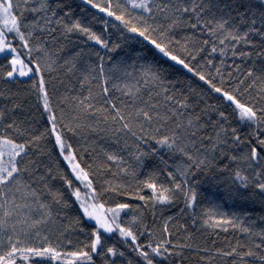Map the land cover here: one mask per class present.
<instances>
[{
	"label": "snow or ice",
	"instance_id": "1",
	"mask_svg": "<svg viewBox=\"0 0 264 264\" xmlns=\"http://www.w3.org/2000/svg\"><path fill=\"white\" fill-rule=\"evenodd\" d=\"M83 3L91 5L92 8L99 9L100 12L106 13L108 17H114L129 32L137 33L140 37H143L155 50H158L162 57L175 62L176 65L182 66L188 72H194V69L189 63L185 62V59L173 54L170 47L172 43L180 44V41H174L169 36V33L177 28L192 30L190 35L184 37L187 43L199 42L203 45H208L209 40L200 41L197 33L207 34L217 37L221 45H224L226 41H234L235 43L232 44L231 48L234 57L242 60H251L254 56L257 59H264V47L257 46L249 39L250 36H258L264 40V0H258L257 3H253L252 0H102L101 3H96L94 0H83ZM128 5L132 9H139L143 13L148 14L147 19L143 15L134 17L141 26L138 27L137 24H133L132 19L125 18V13L128 12ZM14 7L16 11L13 10ZM57 8H63V5L57 3L53 7L50 0H17L15 5L13 4V0H0V56H4L9 61L10 68L6 72V75H4V79L15 80L17 76H27L28 73L33 71V68L25 64L21 58V53L9 40L8 34L10 33L19 38L22 42L21 47L27 49L29 63L35 65L37 73L41 71V65L31 59V53L34 50L41 52L49 61H51V56L48 54V49L44 47L43 43H39L33 49L29 46V41L34 36L37 40H40V37L35 35L37 32H46L53 40H56L57 37L52 36V34L57 29L50 27L53 23L60 26L62 29L60 35L64 39H68L72 33H80L109 52H115L120 47L119 44L110 46L107 40L92 32L89 27L81 24L79 20L65 22L64 16L70 17L71 11H66L64 12V16L53 20L52 18L57 16ZM25 12L42 15H39L38 19H34L31 22H25ZM157 17L162 19L164 23H148V20L155 21ZM234 22L246 26L245 30L241 32L237 23ZM104 24L106 28L109 26L107 21H104ZM111 26L115 27V25ZM22 29H28V31L26 32ZM153 33L157 34V38H153ZM221 35L222 38H220ZM187 43L182 46L183 50L189 57L195 59V55L188 50ZM240 45L252 50L246 51L241 48L238 51L237 49ZM59 50L63 51V46ZM217 50V47L213 43L211 51L215 53ZM199 51H203V48L201 47ZM219 51L225 54V48H220ZM55 54L53 53V55ZM95 55L101 61L97 67L99 68L100 75L103 76V61L105 58L100 56L99 53H95ZM80 56L81 52H77L64 60L69 73H72L76 68L77 60ZM108 59L111 60L112 58L108 57ZM137 59H143V56L137 54ZM54 62L51 61V63ZM51 63H48L47 67L51 68ZM208 63L211 64V61L209 60ZM140 67V78L131 86L125 84L120 89L116 84L109 86L108 79H104L101 84L103 92L102 100L103 104L107 105V107H96L91 103L93 98L91 90H89V95L83 99L75 97L74 99L77 101L75 107L80 115L74 119L86 120L89 116L96 118L95 124H77L76 126L87 127L97 134L111 132L113 135L125 133L126 135L137 136V131H134V129H138L140 132L138 139L141 140L145 139L146 123L152 124L154 121L157 123L162 121L163 123H160V126L156 128V132L158 133L165 125L171 124L167 134L161 135L159 139L156 136H151L150 138L156 140V143L160 147H166L170 152L178 153L181 157L185 158L186 162L176 167L175 173L173 171L167 172V175L172 178L173 186L171 188L164 187L163 185L158 187L156 183L147 184V187L152 190L154 203L171 205L177 196H182L185 207L192 208L197 201V192L189 183V177L195 176L197 171L214 166L213 161L217 156L221 159L227 157L230 162L246 163L249 168L261 166V163L264 162V107L258 108L254 103H242L236 95L230 94L223 87H218L213 82L215 77H212L211 74L205 76L200 72H195L194 74L199 77V80L207 84L212 91L220 93L222 98L234 105L238 112L239 121L242 123L246 122L253 128L250 138L242 139L235 128H226L224 123H221V121L225 123L228 121L225 114L219 112V120L212 124L214 132L208 134L206 132L208 124L202 122L201 115L188 111L193 107L189 104L188 98L176 99L175 94H170L169 89L164 87L167 69L162 65L157 67L152 64L140 65ZM92 71H95V69L93 68ZM215 71L217 75L222 76L219 68ZM237 71H239L238 66ZM126 74L132 75L130 72ZM251 76H253V71L249 69L245 79ZM256 79H261V77H257ZM84 80L87 81L88 77L85 76ZM39 83L43 108L50 114L49 120L52 121L51 132L54 133L55 144L58 146L59 154L67 162L75 179L82 182L84 188L91 190L82 194L81 189L75 187L71 179H67L66 176L61 177L70 190L71 195L79 203L82 214L88 220L95 221V229L91 233V242L85 245L88 251L80 250L67 253L66 255L73 257L74 261H83L84 264H95L93 260L94 256L100 258L101 264H118V260H123L124 264H133V259L138 261V264H154L157 257L162 261H166L172 255L166 246L170 243L169 241H162L156 244L151 242L142 244L138 242V235L133 230V227L122 226V223L119 222L121 211L130 209L132 207L130 204L120 203L115 208L107 209V213H111V216L102 211L104 205L96 202L97 193L91 179H89V173L81 167L75 152L72 151L71 144H68L62 138L61 131L57 127L56 116L52 114L48 94L44 90L42 76ZM254 83L255 80L253 81ZM113 89L121 91L130 100H121L120 105H118L108 95L110 90ZM153 89L158 90L153 92ZM144 91L148 92L147 100L141 94ZM236 91L238 92L239 89H236ZM261 91H264V89H261ZM161 93L164 94V107L167 108V111L164 113L157 110L160 108L159 103L151 102L153 95L160 96ZM2 95L3 93L0 92V96ZM167 102H171L172 107H168ZM14 107L19 108L20 105L16 104ZM208 111V108L202 109L204 113ZM3 119L4 112L0 111V121H3ZM101 125L104 126L101 127ZM3 127V124L0 123V128ZM64 127L68 131H73L68 125H64ZM7 128L13 129L17 136H23L27 131L26 129L22 130L15 120L8 124ZM40 139V136H35L24 142H17L16 139L5 134V132H0V232L11 228L15 233L17 225L21 224L29 228H35L41 223H47L52 218L53 205L66 206L63 204L62 194L52 192L45 182L46 179L53 178L51 177V169L46 168L45 175L37 177L39 181L44 182L42 189L35 188L32 186V183L23 180V173L31 175L39 169V165L35 161L28 159V149L30 145L38 142ZM237 150H239L240 154H237ZM209 156L212 157L211 160ZM107 158L110 161L122 159L112 154H108ZM137 160H140L139 156ZM26 161L31 165V172L29 167H22ZM160 162L165 167L169 166L168 161L164 160L163 157H160ZM225 168H227V165H225ZM124 171H127V169H124ZM176 175H179L183 179L177 181ZM262 175L264 173L259 171L255 173L256 182L253 186L261 194H264V181L260 179ZM235 180L243 188L250 186L248 176L244 175L240 170L235 171ZM112 190L115 191V189ZM17 193L20 194V199L24 201L23 203H17ZM45 196L51 197L50 203L45 201ZM138 199L146 203L148 200L143 195L138 196ZM24 210H27V212ZM33 211L40 212L39 219H31L29 214ZM13 217H16V219L10 223V219ZM221 224H232V221L225 219L222 222L217 221L211 226L220 227ZM145 230H147V226H145ZM163 230L165 233L168 232L167 222H165ZM224 230L227 231V228ZM241 230L246 233L250 231L249 228ZM102 232L109 236L112 233H118L121 242L127 247L128 254H131L133 259H129L126 252L117 247L116 244L108 245L102 237ZM143 234L141 233V235ZM261 235H264V233H261ZM8 242L9 251L0 255V264H16L18 258H22L24 261H28L30 258H40L41 264L44 259L59 260L61 258V253L52 247H18L17 245L21 242L17 240L13 243L11 236L8 237ZM257 247H260V245H257ZM222 255L254 257L257 256V253L252 250L237 253L236 249L233 248L229 252L222 253ZM258 258L264 261V256H259Z\"/></svg>",
	"mask_w": 264,
	"mask_h": 264
}]
</instances>
